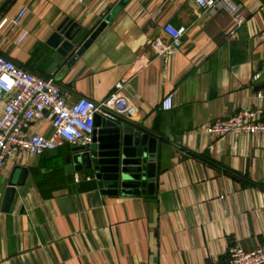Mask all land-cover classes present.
Returning a JSON list of instances; mask_svg holds the SVG:
<instances>
[{
  "label": "crops",
  "instance_id": "1",
  "mask_svg": "<svg viewBox=\"0 0 264 264\" xmlns=\"http://www.w3.org/2000/svg\"><path fill=\"white\" fill-rule=\"evenodd\" d=\"M232 1L245 21L231 37L234 15L221 5L204 11L195 0H10L1 9L0 23L28 7L19 25L0 29V54L53 77L70 102H100L123 81L138 108L129 120L159 144L153 194L103 193L91 171L69 168L78 144L11 160L0 170V264H211L233 245H264V134L206 131L255 108L264 90V40L256 37L264 0ZM109 14L72 65L50 71L61 24L80 31L79 45ZM167 23L186 32L165 58L148 40L169 42ZM169 94L173 107L164 110ZM29 131L50 134L52 126L33 122Z\"/></svg>",
  "mask_w": 264,
  "mask_h": 264
},
{
  "label": "built area",
  "instance_id": "2",
  "mask_svg": "<svg viewBox=\"0 0 264 264\" xmlns=\"http://www.w3.org/2000/svg\"><path fill=\"white\" fill-rule=\"evenodd\" d=\"M195 1L204 11L221 5L234 15L235 26L228 37L235 35L245 21V17L238 13L239 7L232 0ZM27 12L28 7L23 6L12 18H4L0 29L7 24L19 25ZM163 29L171 40L164 42L156 38L148 40V45L157 55L167 58L179 50L186 28H176L167 23ZM28 34L27 30L22 31L16 44H21ZM256 37L264 40V29ZM137 63L143 68L148 61L141 56ZM123 89L124 82L121 81L116 84L115 91L100 102L85 96L70 102L53 77L31 72L0 54V170L20 156L42 155L66 143L90 142L98 115L111 121L134 119L138 108L123 93ZM256 99L255 108H243L227 118L210 123L206 127L207 133L213 136L264 134V90L256 93ZM161 105L162 109L170 110L173 107V95H167ZM43 120L50 122V134L29 131L33 122ZM79 179V176L75 178L76 181ZM211 264H264V245L253 250L233 245L229 248L226 260Z\"/></svg>",
  "mask_w": 264,
  "mask_h": 264
},
{
  "label": "water",
  "instance_id": "3",
  "mask_svg": "<svg viewBox=\"0 0 264 264\" xmlns=\"http://www.w3.org/2000/svg\"><path fill=\"white\" fill-rule=\"evenodd\" d=\"M9 2L5 0L0 11ZM111 18L109 14L79 45L77 37L80 31L61 24L51 38L57 55L50 71H55L65 62L67 66L72 65L100 36ZM94 126L91 141L73 148L75 153L69 168L91 171L105 194H153L157 177L158 137L128 119L111 121L98 115ZM9 185V190L13 192L18 184L11 181Z\"/></svg>",
  "mask_w": 264,
  "mask_h": 264
}]
</instances>
